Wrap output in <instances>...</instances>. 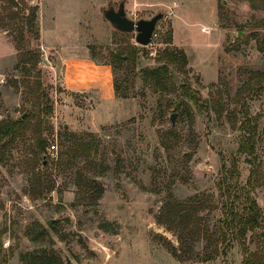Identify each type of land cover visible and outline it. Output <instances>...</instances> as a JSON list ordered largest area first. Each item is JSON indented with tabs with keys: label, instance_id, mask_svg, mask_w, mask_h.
I'll return each mask as SVG.
<instances>
[{
	"label": "rangeland",
	"instance_id": "rangeland-1",
	"mask_svg": "<svg viewBox=\"0 0 264 264\" xmlns=\"http://www.w3.org/2000/svg\"><path fill=\"white\" fill-rule=\"evenodd\" d=\"M121 3L134 20L165 13L149 45L105 18L103 8ZM262 18L264 0H0V123L27 113L0 161V264L44 251L60 264H245L252 252L264 264V225L246 241L220 239L235 195L240 207L254 197L264 213ZM70 56L110 64L111 91L101 83L71 91ZM161 66L156 84L145 70ZM184 85L199 104L185 99ZM246 110L256 157L238 151ZM66 134L84 136L92 154L59 167L72 144ZM235 179L230 197L223 186ZM169 193L207 201V237L191 261L177 260L159 237L179 247L157 221ZM33 228L45 236L34 240Z\"/></svg>",
	"mask_w": 264,
	"mask_h": 264
},
{
	"label": "trees",
	"instance_id": "trees-1",
	"mask_svg": "<svg viewBox=\"0 0 264 264\" xmlns=\"http://www.w3.org/2000/svg\"><path fill=\"white\" fill-rule=\"evenodd\" d=\"M260 24H264V18L259 20ZM1 26V25H0ZM1 27H7L2 25ZM36 36L39 37L40 33L37 31ZM137 53V51L135 52ZM121 57V56H119ZM123 60V59H119ZM39 59H34V64H38ZM167 66H161L158 68L145 70V75L148 79H154L156 84L162 83L161 73L166 76ZM169 79V77H168ZM115 90H119L118 84L115 83ZM183 95L189 100L193 101L195 104H199L198 96L190 90L189 86H183ZM260 90L264 91V86L260 87ZM179 106H177V110ZM25 120L23 117L16 120H8L0 123V161L5 159V150L11 145L16 138L22 133V129L25 126ZM257 127L254 125L249 112L246 110V118L241 122L238 129L242 132V139L238 151L243 154H248L253 157L255 156L256 148L254 142V136L257 132ZM65 137L72 140V144L67 146L65 150L61 152L60 162L57 166L62 167L68 164L72 165V160L76 157H87L92 154V150L89 143L85 141L84 136H73L65 135ZM45 141H41L39 149L37 150V156L45 158L48 156L44 152ZM45 155V156H44ZM238 170L235 168L232 170L231 175H239ZM255 170L252 171L251 178L255 174ZM94 181V180H92ZM231 186L227 189L223 186V192L230 196V189L239 188L238 180L235 179L230 182ZM252 184L251 180L249 181ZM98 186V182L94 183ZM99 191V195L102 194L101 189L96 188ZM231 197V196H230ZM236 199L238 195H235L231 202H228L225 210V218L223 222L227 229L220 233V239L224 238L230 240H245L248 232H253L264 225V213L261 210L258 201L247 195L245 197L244 204L240 207L236 205ZM206 199H201L198 196L191 197L189 199H178L174 197L172 193H169L166 200L164 201L158 216L157 221L165 225L168 230L173 231L177 234L179 247L175 246L171 241L167 240L163 236H159L164 241L162 244L168 249V251L179 261L187 262L195 259L196 254L194 252L195 243L202 238H206L207 234L205 229L201 228L202 218L200 212L207 209ZM201 218V219H200ZM230 234H229V232ZM31 233L35 234L34 240L43 238L45 236L44 230L38 234L35 232L34 228L30 230ZM212 236V235H211ZM210 236V237H211ZM158 237V236H157ZM213 255H209L207 260ZM258 253L252 252L249 254L248 258L245 260V264H254L257 262ZM21 260L23 264H60L59 257L52 252L44 251L39 255H32L31 253H23L21 255Z\"/></svg>",
	"mask_w": 264,
	"mask_h": 264
},
{
	"label": "crops",
	"instance_id": "crops-1",
	"mask_svg": "<svg viewBox=\"0 0 264 264\" xmlns=\"http://www.w3.org/2000/svg\"><path fill=\"white\" fill-rule=\"evenodd\" d=\"M65 81L71 91H83L101 83L108 91L112 79L110 64L97 63L90 56H70L65 59Z\"/></svg>",
	"mask_w": 264,
	"mask_h": 264
},
{
	"label": "water",
	"instance_id": "water-1",
	"mask_svg": "<svg viewBox=\"0 0 264 264\" xmlns=\"http://www.w3.org/2000/svg\"><path fill=\"white\" fill-rule=\"evenodd\" d=\"M103 13L115 29L124 33L135 32L136 42L141 46H147L151 43L158 23L165 17L164 12H158L149 19L134 20L127 15L124 3H121L118 8L109 5L103 8ZM239 35H242V32ZM26 115L27 113L23 115V118ZM175 119L176 113H172L171 120L173 124L175 123ZM47 162V160H44L43 164L45 165Z\"/></svg>",
	"mask_w": 264,
	"mask_h": 264
},
{
	"label": "built area",
	"instance_id": "built-area-1",
	"mask_svg": "<svg viewBox=\"0 0 264 264\" xmlns=\"http://www.w3.org/2000/svg\"><path fill=\"white\" fill-rule=\"evenodd\" d=\"M206 30V29H205ZM58 147H57V144H51L49 147H48V150H49V153L50 154H54L55 151H57Z\"/></svg>",
	"mask_w": 264,
	"mask_h": 264
}]
</instances>
